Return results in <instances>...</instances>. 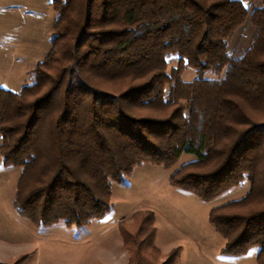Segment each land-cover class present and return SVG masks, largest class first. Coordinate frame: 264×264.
Instances as JSON below:
<instances>
[{
	"label": "trees",
	"instance_id": "trees-1",
	"mask_svg": "<svg viewBox=\"0 0 264 264\" xmlns=\"http://www.w3.org/2000/svg\"><path fill=\"white\" fill-rule=\"evenodd\" d=\"M52 47L20 93L0 88V155L21 169L18 215L38 227L81 228L113 208V184L136 168L174 170L172 187L211 201L222 253L258 247L264 264V0H53ZM250 20V46L228 42ZM178 64L169 70V58ZM191 67L192 81L182 75ZM223 73L221 79L203 74ZM156 215L117 228L128 264H154ZM181 247L164 264H176ZM3 264V263H0ZM10 264H21L16 260Z\"/></svg>",
	"mask_w": 264,
	"mask_h": 264
},
{
	"label": "rangeland",
	"instance_id": "rangeland-1",
	"mask_svg": "<svg viewBox=\"0 0 264 264\" xmlns=\"http://www.w3.org/2000/svg\"><path fill=\"white\" fill-rule=\"evenodd\" d=\"M53 0H0V88L20 93L30 82L37 64L52 47L57 13ZM246 6L250 0H244ZM255 28L250 20L229 40L230 52L247 49ZM169 70L178 64L168 60ZM223 73L207 71L205 79H221ZM196 77L188 67L182 79ZM1 143V141H0ZM0 155V263L10 264H128L129 253L118 231L122 221L130 222L139 211L156 215L158 254L149 251L154 264H164L173 249L181 247L176 264H256L258 247L241 256L222 253L223 238L209 223L213 208L241 199L248 193L244 181L211 201L178 190L169 183L172 172L195 160L184 154L172 169L145 164L136 168L124 184H113L112 210L100 220L81 228L63 222L38 227L18 215L14 195L21 169L6 167Z\"/></svg>",
	"mask_w": 264,
	"mask_h": 264
}]
</instances>
